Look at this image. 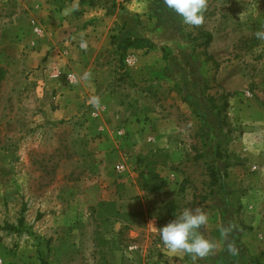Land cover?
<instances>
[{
	"label": "rangeland",
	"instance_id": "1",
	"mask_svg": "<svg viewBox=\"0 0 264 264\" xmlns=\"http://www.w3.org/2000/svg\"><path fill=\"white\" fill-rule=\"evenodd\" d=\"M125 1L141 29L172 27L104 58L116 71L95 121L61 99L77 84L56 94L59 70L38 82L33 0H0V264H85L133 243L146 264H193L159 233L186 208L216 244L196 264H264V0H208L199 27L163 0Z\"/></svg>",
	"mask_w": 264,
	"mask_h": 264
},
{
	"label": "crops",
	"instance_id": "2",
	"mask_svg": "<svg viewBox=\"0 0 264 264\" xmlns=\"http://www.w3.org/2000/svg\"><path fill=\"white\" fill-rule=\"evenodd\" d=\"M130 4L131 1L125 0H33V29L40 28L42 32L39 36L33 32L31 40L38 46L33 53V69L39 76L38 82H41L43 72L49 76L54 69L59 70L62 79L53 84L58 94V90L66 85L64 77L71 70L79 82H76L73 92L65 91L61 99L65 103L75 100L77 105H85L89 109L87 115L95 121L98 120L97 112L102 107L106 111V107L101 104L100 109H94L88 100L99 96L101 103L106 101L104 90L116 71L111 59L104 58L112 56L125 39H148L152 43L160 36H167L165 34L172 27L163 22L154 30L141 29L131 19ZM38 17L42 18V24ZM81 41L87 42V50L81 48ZM45 66L48 71H43ZM86 71L91 73L88 81L81 79ZM138 189L135 187L136 191ZM129 246L95 247L96 255L93 257L88 252V255H78V258L85 264L153 263L146 245L133 243Z\"/></svg>",
	"mask_w": 264,
	"mask_h": 264
},
{
	"label": "clouds",
	"instance_id": "3",
	"mask_svg": "<svg viewBox=\"0 0 264 264\" xmlns=\"http://www.w3.org/2000/svg\"><path fill=\"white\" fill-rule=\"evenodd\" d=\"M167 8L182 18L184 24L199 27L204 23V13L208 8V0H163ZM264 28V25L261 26ZM255 36L258 40L264 41V30H257ZM81 48L87 50V42L81 41ZM69 82H73L71 75ZM81 79L88 81L91 79V73L84 72ZM79 82V81H76ZM88 103L94 109L101 108L99 96H92ZM209 222V216L200 208L184 209L179 217L170 221L164 227L159 228L161 240L163 242V251L178 256L191 255L193 264L197 260H202L214 253L216 244L204 237L198 230L205 227ZM231 225L221 229V234L227 238ZM230 253L234 251V245L229 243Z\"/></svg>",
	"mask_w": 264,
	"mask_h": 264
},
{
	"label": "trees",
	"instance_id": "4",
	"mask_svg": "<svg viewBox=\"0 0 264 264\" xmlns=\"http://www.w3.org/2000/svg\"><path fill=\"white\" fill-rule=\"evenodd\" d=\"M152 48V43L148 39L134 38V39H125L119 44V50L121 53H125L127 50H150ZM205 62L202 63L200 75L203 80H206L205 74ZM214 109V106L212 107Z\"/></svg>",
	"mask_w": 264,
	"mask_h": 264
},
{
	"label": "built area",
	"instance_id": "5",
	"mask_svg": "<svg viewBox=\"0 0 264 264\" xmlns=\"http://www.w3.org/2000/svg\"><path fill=\"white\" fill-rule=\"evenodd\" d=\"M33 32L37 36L41 35V33H42L40 28H34ZM32 45H33V43H32ZM133 62H134V59L132 57H127L125 59V63L127 65H131ZM69 75H71L72 78H73V82H71V83L69 82V79H68ZM51 78L54 79V80H61L62 79V75H61L60 71H55V72H53L51 74ZM64 79H65L66 85L69 86V87L74 86L76 84V81H77L76 75L73 72H71V70H68V72H67L66 76L64 77ZM114 170H115L116 173L121 174V173H123L125 171V167H124L123 164H116L114 166Z\"/></svg>",
	"mask_w": 264,
	"mask_h": 264
},
{
	"label": "water",
	"instance_id": "6",
	"mask_svg": "<svg viewBox=\"0 0 264 264\" xmlns=\"http://www.w3.org/2000/svg\"><path fill=\"white\" fill-rule=\"evenodd\" d=\"M168 255H169V256L182 257V256H178V255H175V254H169V253H168Z\"/></svg>",
	"mask_w": 264,
	"mask_h": 264
}]
</instances>
